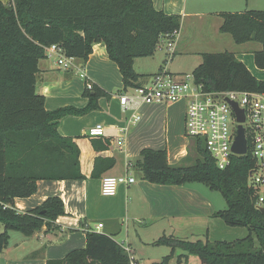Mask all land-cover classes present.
<instances>
[{"label": "trees", "instance_id": "1", "mask_svg": "<svg viewBox=\"0 0 264 264\" xmlns=\"http://www.w3.org/2000/svg\"><path fill=\"white\" fill-rule=\"evenodd\" d=\"M220 31L235 43L257 42L254 60L264 69V10L221 12ZM180 14L156 9L153 0H0V253L10 244L13 233L31 237L44 226L55 227L65 214L59 196L19 212L14 199L37 191L39 180L84 179L80 148L75 139L59 132L68 115H85L99 109V99L109 94L93 84L85 88L89 99L84 108L45 107V96L36 90L39 62L47 57L46 47L58 44L68 57L86 61L97 43L106 46L109 58L122 75L124 90L139 87L152 74L135 70V59L152 56L162 37L179 30ZM208 91H264L258 79L232 51L203 53L192 72ZM98 136V135H94ZM91 136V137H94ZM189 153L180 165L169 163L166 149L145 148L136 167L143 179L163 185L200 182L219 191L227 202L214 215L230 227H244L248 233L234 240H188L161 236L156 243L174 252L198 256L204 264H264V210L257 207L255 189L249 185V171L255 165L250 152L234 155L219 168L202 138H189ZM96 149H107L110 138L94 140ZM195 153V156H194ZM106 162V163H104ZM113 159L97 158L92 177L114 165ZM102 164H107L105 167ZM172 253L163 259L168 262ZM47 264H130L124 248L112 236L87 233L84 248L69 252Z\"/></svg>", "mask_w": 264, "mask_h": 264}, {"label": "crops", "instance_id": "2", "mask_svg": "<svg viewBox=\"0 0 264 264\" xmlns=\"http://www.w3.org/2000/svg\"><path fill=\"white\" fill-rule=\"evenodd\" d=\"M153 2L158 10L182 16L175 54L167 65L177 75L184 74L171 68L177 51L197 52L202 55L206 52H223L209 51L230 35L220 31L223 22L221 12L264 10L262 7L236 10V0ZM250 4L251 1H248V5ZM239 45H244L247 51L241 47L238 51H233L237 58L258 79H264V69L256 66L253 53L261 48V44L247 42ZM161 49L164 50V60L157 62L158 68L155 72L144 74L153 75L165 64L166 50L163 46ZM246 52L251 53L252 58L249 55V59H246ZM57 61L58 54L54 53L39 62L36 90L45 96L47 110L64 106L84 108L89 101L84 95L88 81L105 90L109 96L99 99V109L85 115H68L61 119L59 132L73 137L78 144L81 172L85 178L39 180L37 191L33 195L14 199L16 209L23 213L41 205L48 197L59 196L65 204V214L57 218L55 227L48 229L44 226L31 237L24 238L20 233L12 234L15 235L14 240L0 253V260L4 264H47L48 260L62 259L72 250L84 248L87 233L96 230L98 224H103V227L97 229V232L106 233L117 242L129 245L138 260L145 264H204L196 255L184 254L181 249L172 252L169 246L157 244L156 241L163 235L188 240H234L243 236L244 230L220 224L219 217L214 214L225 207L209 186L211 191L196 186L200 182L182 185L151 183L143 179L142 173L135 166L140 152L145 148L166 149L172 165L186 162L185 158L189 153L188 137L181 132L180 138H186V141L171 144L169 111L177 104L141 105L138 113L142 119L130 124L132 112L123 111L118 96L124 89L122 75L118 65L109 58L103 43L94 45L93 52L86 61L74 58L68 68ZM136 61L135 59V63ZM82 73L87 78L82 77ZM182 106L184 125L186 107L184 103ZM98 124L104 127V133L91 137L89 129ZM126 126L128 129L124 135L125 140L119 147L117 136ZM104 138L111 139L110 147L96 149L93 141L102 143ZM98 157L113 159L115 163L98 177H92ZM102 165L104 166L100 168L107 164ZM134 171H137V175H134ZM124 174L134 177L135 182L121 185L115 195L106 196L102 193L104 176ZM192 224L199 226H190ZM160 247H167L168 250H161L163 248ZM171 253L168 262L163 263L164 257Z\"/></svg>", "mask_w": 264, "mask_h": 264}, {"label": "built area", "instance_id": "3", "mask_svg": "<svg viewBox=\"0 0 264 264\" xmlns=\"http://www.w3.org/2000/svg\"><path fill=\"white\" fill-rule=\"evenodd\" d=\"M179 39V30L162 37L159 47L166 50V61L161 69L150 76L139 87L123 89L118 95L123 111H131L130 124L142 119L138 113L141 105H166L184 103V131L188 138H202L208 152L214 157L219 168L227 167L234 155H247L249 152L255 160L249 171V185L255 189L257 207H264V91L217 90L208 91L202 83L195 81L193 74L177 75L172 73L168 64L173 59ZM58 54V63L68 68L74 57L65 55L58 44L46 47V55ZM86 77L85 73L81 74ZM93 83L88 81L86 87L91 89ZM237 108L243 110L244 122L238 119ZM242 124L247 139V153L236 154L233 144ZM124 127L117 136V143L122 146L125 140ZM89 135H101L104 127L98 124L89 129ZM135 178L124 175H106L102 179L101 191L106 196L115 195L121 185H129ZM98 224L95 229H100ZM94 230V231H96ZM129 256L130 264H145L134 255L131 247L120 243Z\"/></svg>", "mask_w": 264, "mask_h": 264}, {"label": "rangeland", "instance_id": "4", "mask_svg": "<svg viewBox=\"0 0 264 264\" xmlns=\"http://www.w3.org/2000/svg\"><path fill=\"white\" fill-rule=\"evenodd\" d=\"M248 1H251L250 5H248ZM234 7H236L235 8L236 10L237 9L243 10L247 8L250 9V7H262L264 9V0H236V4ZM227 36H228L227 37L228 39H225L224 41H222L221 44L220 43L215 44V46H213L214 47L213 50L211 49L209 51L228 50V51L233 52V51H238L239 47L244 48V50L247 49L246 47H243L244 45L240 46L239 44L235 43L230 35H227ZM245 54H246V59H249V55L252 58L251 53L246 52ZM164 58H165L164 50L158 47L156 52L152 56L137 58L136 63L134 62V67H136L137 72L140 74L153 73L158 68L157 62H159L160 59L164 60ZM202 60H203V55L201 53H197V52L186 53L183 51H177L175 62L171 65V68L175 72H180L184 74H192L196 66H198L202 62ZM262 74L264 75V71L262 72ZM169 113H170L169 115L170 116V137L172 139L171 144L173 143L178 144V143L185 142L186 138L182 139L179 136L181 132H183V134L185 135L183 118H182L183 116L182 103L179 105L177 104L176 106L172 107ZM194 156H195V153H194ZM134 175H137V171L136 172L134 171ZM196 184H198L196 186H201L202 188H204V190L211 191V189L204 183H196ZM212 193L214 194V196H216L217 200L223 205V207L226 208L227 202L225 198L223 197V195L219 191L213 190V189H212ZM219 222L220 224H222V226H228L220 218H219ZM190 226H199V225L192 224ZM211 226H214V225H211ZM236 228H239L236 230H244V234H242L243 236H239V237H244L245 235H247L248 231L246 228L244 227H236ZM3 231H4V227L2 224H0V233ZM13 234H19V233L17 232ZM14 236L15 235H12L11 237L12 241L14 240L13 238ZM160 248H163L161 250H168L167 247H160ZM0 264H4V263L0 260Z\"/></svg>", "mask_w": 264, "mask_h": 264}, {"label": "water", "instance_id": "5", "mask_svg": "<svg viewBox=\"0 0 264 264\" xmlns=\"http://www.w3.org/2000/svg\"><path fill=\"white\" fill-rule=\"evenodd\" d=\"M237 112H238V119L239 122L242 123L245 120V115L243 110L237 108V104H234ZM233 151L236 154H246L247 153V139L245 137V130L242 124L239 125L238 135L235 139V142L233 144ZM264 210V207L261 208Z\"/></svg>", "mask_w": 264, "mask_h": 264}]
</instances>
